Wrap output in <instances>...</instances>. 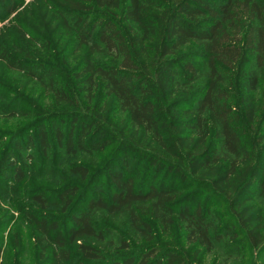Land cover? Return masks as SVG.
I'll use <instances>...</instances> for the list:
<instances>
[{"label":"trees","instance_id":"trees-1","mask_svg":"<svg viewBox=\"0 0 264 264\" xmlns=\"http://www.w3.org/2000/svg\"><path fill=\"white\" fill-rule=\"evenodd\" d=\"M39 3L0 36V62L51 108L14 89L10 118L26 104L37 117L25 141L11 134L1 175L16 193L31 148L52 142L79 159L17 209L35 264L264 253V0Z\"/></svg>","mask_w":264,"mask_h":264},{"label":"rangeland","instance_id":"rangeland-1","mask_svg":"<svg viewBox=\"0 0 264 264\" xmlns=\"http://www.w3.org/2000/svg\"><path fill=\"white\" fill-rule=\"evenodd\" d=\"M17 8L14 13L7 14L0 5V36L5 35L7 27H11L15 19L21 18L25 15L26 10L33 8L42 0H15ZM39 3V4H40ZM27 14V13H26ZM73 47L69 46L68 52ZM27 78H21V82L17 80L16 74L4 69L3 64L0 62V156L1 152L8 145L11 144V134L18 133L20 141H25L28 134L33 133V126L31 121L37 117L35 114L28 115L30 111V104L23 105L26 107L25 114H18L11 117L9 111L12 109V97L14 89L23 91L20 85L22 83L28 89L24 92V97L31 102V104L47 105V109L51 108V102L46 92L41 89L29 90L33 82H27ZM19 83V84H18ZM11 101V103H10ZM20 105V104H19ZM25 115V116H24ZM28 115V116H27ZM26 129V130H25ZM25 130V131H24ZM52 133L51 129H49ZM32 160L28 162L25 167V180L17 188L15 193L11 189L6 178L12 177V172L7 170L6 173L1 175L4 170V161L0 164V244L1 256L4 261L13 264H35L34 259V246H33V233L32 228L26 218V213L17 211L18 207L24 209L30 207V200L28 193L32 189L44 187L45 190L56 188L62 184L67 178V169L75 161L78 155H71L64 151L63 147L57 146L52 142V147L46 156H42L40 152L31 148ZM6 166V164H5ZM5 178V179H4ZM213 209L219 206H212ZM54 214V213H52ZM55 215V214H54ZM216 253L212 256L216 264H264V253L257 255L238 256L234 250L216 249ZM238 256V257H235Z\"/></svg>","mask_w":264,"mask_h":264}]
</instances>
